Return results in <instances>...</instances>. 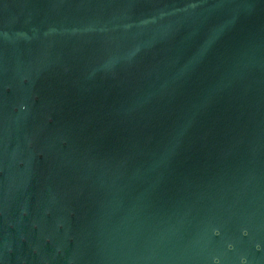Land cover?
Here are the masks:
<instances>
[{
  "label": "water",
  "instance_id": "water-1",
  "mask_svg": "<svg viewBox=\"0 0 264 264\" xmlns=\"http://www.w3.org/2000/svg\"><path fill=\"white\" fill-rule=\"evenodd\" d=\"M0 264H264V0H0Z\"/></svg>",
  "mask_w": 264,
  "mask_h": 264
}]
</instances>
